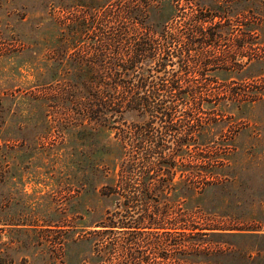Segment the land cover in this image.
<instances>
[{
    "label": "rangeland",
    "instance_id": "rangeland-1",
    "mask_svg": "<svg viewBox=\"0 0 264 264\" xmlns=\"http://www.w3.org/2000/svg\"><path fill=\"white\" fill-rule=\"evenodd\" d=\"M0 264H264V0H0Z\"/></svg>",
    "mask_w": 264,
    "mask_h": 264
},
{
    "label": "trees",
    "instance_id": "trees-1",
    "mask_svg": "<svg viewBox=\"0 0 264 264\" xmlns=\"http://www.w3.org/2000/svg\"><path fill=\"white\" fill-rule=\"evenodd\" d=\"M144 55V48H143V45L141 44V47H140V50L138 51H135L134 55L131 56V60L136 62L137 60H141L142 59V56L141 55ZM165 60L167 59V61L169 60V53H165ZM148 57V56H146ZM149 58V57H148ZM163 68L162 69H165L164 67V61L161 62ZM131 72L129 73L130 76H135L136 74L134 72H137L135 70H132L130 69ZM145 71H147V76L150 75V71L151 70H148V68H145ZM117 72H120L117 70ZM143 72L142 73H138L137 74V78L139 79H142V81H140V83H136V84H131V85H126V86H123L122 88H117L115 87L114 91L116 92V97H115V101H113V105H115V107H120V108H123L121 109V112L126 109V108H136L138 110H140L141 112L143 113H148L150 115H152L153 117H157V115L159 113H164V111H161L160 108H158V105H160L159 103H156V102H152V101H149L148 100V96L150 94H148V96H144L145 92H150L152 94V96H158L160 95V91L161 90H166V91H169L171 92L172 90L175 89V86L174 84H171L167 87H164V83H157V84H154L155 87L153 89H150L148 88V85L146 84L145 82V79L147 77H143L142 76ZM197 91V90H196ZM199 92V90H198ZM231 96L233 98H238L240 97V90H236V89H233L232 92H231ZM147 107H150L149 110L147 109ZM120 111V109H119ZM202 229L203 228H211V227H201ZM1 260H5V259H1Z\"/></svg>",
    "mask_w": 264,
    "mask_h": 264
}]
</instances>
